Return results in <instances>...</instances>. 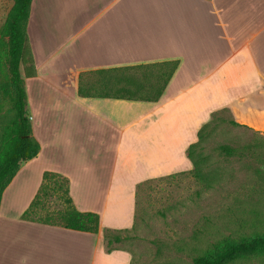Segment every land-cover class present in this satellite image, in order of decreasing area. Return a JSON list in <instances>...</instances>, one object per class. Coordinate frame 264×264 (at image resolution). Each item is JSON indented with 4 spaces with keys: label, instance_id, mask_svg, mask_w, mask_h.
I'll return each instance as SVG.
<instances>
[{
    "label": "crops",
    "instance_id": "obj_1",
    "mask_svg": "<svg viewBox=\"0 0 264 264\" xmlns=\"http://www.w3.org/2000/svg\"><path fill=\"white\" fill-rule=\"evenodd\" d=\"M27 31L40 151L3 191L0 264H131L129 250L106 248L104 229L134 225L142 181L192 169L187 149L211 112L228 108L264 135V0H32ZM172 59L158 100L78 93L83 70ZM45 171L99 213L97 232L22 217Z\"/></svg>",
    "mask_w": 264,
    "mask_h": 264
},
{
    "label": "rangeland",
    "instance_id": "obj_2",
    "mask_svg": "<svg viewBox=\"0 0 264 264\" xmlns=\"http://www.w3.org/2000/svg\"><path fill=\"white\" fill-rule=\"evenodd\" d=\"M13 1L0 0V36ZM64 39L56 35L48 49ZM4 54L0 48V82L8 77ZM231 113L221 109L219 119L203 132L196 153L201 157L200 176L190 169L138 184L135 223L120 231L122 240L114 244L130 251L131 264H196L195 256L264 234V135L247 124H232L236 118ZM13 115L10 99L0 90V127ZM222 143L236 152L225 154L219 148ZM48 191L31 217L56 215L65 208L62 190ZM228 264H264V254Z\"/></svg>",
    "mask_w": 264,
    "mask_h": 264
},
{
    "label": "trees",
    "instance_id": "obj_3",
    "mask_svg": "<svg viewBox=\"0 0 264 264\" xmlns=\"http://www.w3.org/2000/svg\"><path fill=\"white\" fill-rule=\"evenodd\" d=\"M31 4L32 0L13 1L0 36V48L4 49L8 70L7 79L0 82V90L10 99L14 111L12 119L0 127V204L3 191L17 173L21 162L36 156L40 151V143L32 134L25 88V77L37 74L27 31ZM178 64V59H172L83 70L79 74L78 93L82 96L158 100ZM220 110L211 112L210 120L204 123L198 132V140L191 143L187 149V154L193 162L190 171L196 176L202 173L201 157L196 153L201 147L203 132L219 119ZM230 122L241 124L233 119ZM219 148L227 155L236 152V148L228 143L220 144ZM50 187L62 190L65 208L56 215H47L44 218L31 217L34 209L45 201ZM22 217L82 231L97 232L100 227L99 213L79 210L70 194L69 178L55 171L44 172L39 190ZM127 229L129 228L106 227L104 229L106 248L108 250L119 248L114 246L122 240L119 232ZM255 254H264V234L228 242L211 254L195 256L194 262L228 264Z\"/></svg>",
    "mask_w": 264,
    "mask_h": 264
}]
</instances>
